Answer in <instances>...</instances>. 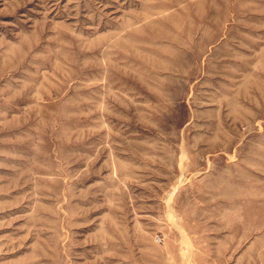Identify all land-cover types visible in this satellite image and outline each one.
<instances>
[{
	"label": "rangeland",
	"instance_id": "1",
	"mask_svg": "<svg viewBox=\"0 0 264 264\" xmlns=\"http://www.w3.org/2000/svg\"><path fill=\"white\" fill-rule=\"evenodd\" d=\"M263 201L264 0H0V264H264Z\"/></svg>",
	"mask_w": 264,
	"mask_h": 264
},
{
	"label": "bare ground",
	"instance_id": "2",
	"mask_svg": "<svg viewBox=\"0 0 264 264\" xmlns=\"http://www.w3.org/2000/svg\"><path fill=\"white\" fill-rule=\"evenodd\" d=\"M263 62V61H262ZM253 164V163H252ZM260 205H262L261 207L259 206V207H257V206H255L254 207V209L255 210H258V208H260V209H263L264 210V201L260 204Z\"/></svg>",
	"mask_w": 264,
	"mask_h": 264
}]
</instances>
